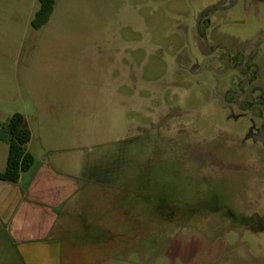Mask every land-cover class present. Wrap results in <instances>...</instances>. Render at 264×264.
Returning <instances> with one entry per match:
<instances>
[{"label":"rangeland","instance_id":"rangeland-1","mask_svg":"<svg viewBox=\"0 0 264 264\" xmlns=\"http://www.w3.org/2000/svg\"><path fill=\"white\" fill-rule=\"evenodd\" d=\"M218 1L55 0L37 29L38 0H0V122L41 112L46 146L107 188L105 240L75 229L90 251L73 264H264V148L247 138L258 121L223 100L230 72L199 67L194 18ZM226 4L210 12L214 35L261 42L264 88V0Z\"/></svg>","mask_w":264,"mask_h":264},{"label":"crops","instance_id":"crops-1","mask_svg":"<svg viewBox=\"0 0 264 264\" xmlns=\"http://www.w3.org/2000/svg\"><path fill=\"white\" fill-rule=\"evenodd\" d=\"M24 116L31 130L28 148L35 161L17 182L0 179V264H73L77 256H85L88 250L83 242H78L75 229L86 228L85 234L90 229L92 234L95 232L92 237L105 240L104 216L110 208L105 206L107 188L103 185L97 191L89 186L92 179L77 171V158L72 152L61 156L46 146L40 131L47 121L41 118V112L33 118ZM34 118L38 129L31 125ZM35 140H39L44 154L34 147ZM8 153V142L0 139V172L6 167ZM88 197L94 200L86 203ZM95 201L104 206H89Z\"/></svg>","mask_w":264,"mask_h":264},{"label":"flooded vegetation","instance_id":"flooded-vegetation-1","mask_svg":"<svg viewBox=\"0 0 264 264\" xmlns=\"http://www.w3.org/2000/svg\"><path fill=\"white\" fill-rule=\"evenodd\" d=\"M233 1L229 0L231 3ZM217 3H220L219 9L227 5L226 0H219ZM203 10L197 11L194 18L195 40L198 43V49H196L201 55L199 67L203 65V68H217L220 73H231V84L223 100L226 101L232 111L237 110L241 115L248 113L254 119H257L258 123L254 122L248 130L247 138L259 143L264 148V88L257 84L260 74L258 56H260L261 42L251 44L243 50L228 48L218 42L214 35L213 21L210 19V12L213 10L202 12ZM184 30L187 31L188 26ZM200 43L205 47L207 55H203L200 51ZM183 55L182 58L186 59V64L195 63L197 60L196 54L188 49L183 52ZM229 211L233 215L232 211ZM252 219L253 217L247 218L245 222L253 224L254 219ZM255 220L258 225L264 228L263 217L257 214Z\"/></svg>","mask_w":264,"mask_h":264},{"label":"trees","instance_id":"trees-1","mask_svg":"<svg viewBox=\"0 0 264 264\" xmlns=\"http://www.w3.org/2000/svg\"><path fill=\"white\" fill-rule=\"evenodd\" d=\"M40 6L31 21L33 27L40 28L46 24L53 12L55 0H38ZM0 139L9 145V153L4 171L0 179L17 182L22 172L29 170L34 164V154L29 150L31 130L26 125L23 113H13L7 123L0 122Z\"/></svg>","mask_w":264,"mask_h":264},{"label":"water","instance_id":"water-1","mask_svg":"<svg viewBox=\"0 0 264 264\" xmlns=\"http://www.w3.org/2000/svg\"><path fill=\"white\" fill-rule=\"evenodd\" d=\"M220 3L214 4V5H209L208 7H206L202 12L208 11V10H215V9H219L220 7ZM201 13L199 14L200 17ZM200 51L202 52L203 55H207V53L205 52V47H203V45L200 43ZM204 66L202 65V68ZM204 69H210V68H204ZM213 69V68H212ZM218 72L220 73V70H218Z\"/></svg>","mask_w":264,"mask_h":264}]
</instances>
